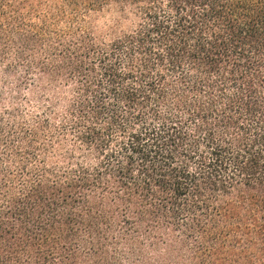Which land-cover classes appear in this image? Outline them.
Segmentation results:
<instances>
[{"label":"trees","instance_id":"16d2710c","mask_svg":"<svg viewBox=\"0 0 264 264\" xmlns=\"http://www.w3.org/2000/svg\"><path fill=\"white\" fill-rule=\"evenodd\" d=\"M0 264H264V0H0Z\"/></svg>","mask_w":264,"mask_h":264}]
</instances>
